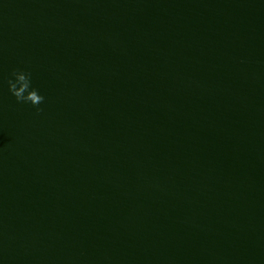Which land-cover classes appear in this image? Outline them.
<instances>
[{"label":"water","instance_id":"1","mask_svg":"<svg viewBox=\"0 0 264 264\" xmlns=\"http://www.w3.org/2000/svg\"><path fill=\"white\" fill-rule=\"evenodd\" d=\"M0 264H264V0H0Z\"/></svg>","mask_w":264,"mask_h":264},{"label":"clouds","instance_id":"2","mask_svg":"<svg viewBox=\"0 0 264 264\" xmlns=\"http://www.w3.org/2000/svg\"><path fill=\"white\" fill-rule=\"evenodd\" d=\"M7 81L9 92L16 98L18 103H30L36 107L37 113L42 109L38 106L44 102V97L38 90L31 86V73L23 70H13Z\"/></svg>","mask_w":264,"mask_h":264}]
</instances>
